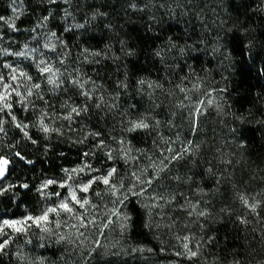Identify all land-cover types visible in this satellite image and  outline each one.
Returning a JSON list of instances; mask_svg holds the SVG:
<instances>
[{
  "label": "trees",
  "instance_id": "trees-1",
  "mask_svg": "<svg viewBox=\"0 0 264 264\" xmlns=\"http://www.w3.org/2000/svg\"><path fill=\"white\" fill-rule=\"evenodd\" d=\"M180 1L177 9L165 15L150 0H74L75 6L84 10L83 25L60 32L68 42L66 52L73 55V69L87 70L96 85L103 87L98 100L90 105L77 91L68 98L81 106L88 125L101 135V141L119 142L114 161L110 162L116 168L111 181L122 199L127 196L123 207L131 216V240L153 248L157 247V236L149 227L148 211L140 202L142 195L159 191L167 198L181 200L191 197L196 190L213 191L221 185L226 190L228 176L235 177L239 163L248 174L255 169L264 170V0L226 1L224 31L214 32L219 37L215 43L221 47L204 45L211 37L210 27L202 25L195 8L185 5L188 0ZM36 3L43 10L34 8L38 4H29L31 13L19 19L17 28H13L4 27V19L15 14L14 0H0V17L4 18L0 28L4 43L11 49L21 47L31 38L16 29H34L33 25L47 14L44 10L60 13H52L47 0ZM63 4L59 1L52 7L58 10ZM202 9L199 8L200 13ZM85 52L95 55L88 66L82 56ZM26 69L31 71L30 65ZM41 81L42 78L35 80L38 84ZM199 86L203 96L220 95L223 113L213 119L209 113L211 119L204 123V117L198 116L192 126L190 123L184 127L180 104L199 95ZM42 95L41 106L53 115L64 113L60 110L64 100L59 95L55 96L49 88L40 92V98ZM203 108L202 105L200 114ZM136 120L149 127L130 131ZM225 126L238 133L236 149L222 147L228 139ZM40 147L18 138L8 151L9 167L17 175L13 181L18 185L60 177L65 169L86 158L78 145L67 140L54 139L49 150ZM232 152L240 161L232 159L230 166H225L222 161L231 157ZM173 156L179 158L172 159ZM148 180L151 184L144 183ZM17 189L21 192L13 217L23 210L29 211L28 215L38 214L34 190L23 191L21 186ZM109 194L112 193L108 187L98 182L86 196L91 205L105 206L103 200ZM162 203L171 206L168 201ZM257 212L264 223V201ZM215 235L214 248L221 251L226 262L239 261L241 252L247 251L246 245L253 250L264 243V235L252 238L251 225L246 221L225 220ZM0 264L15 263L0 255Z\"/></svg>",
  "mask_w": 264,
  "mask_h": 264
},
{
  "label": "rangeland",
  "instance_id": "rangeland-1",
  "mask_svg": "<svg viewBox=\"0 0 264 264\" xmlns=\"http://www.w3.org/2000/svg\"><path fill=\"white\" fill-rule=\"evenodd\" d=\"M38 0H14L15 14L4 19V27L17 28L19 19L26 18L31 13L30 5L38 4L35 9L42 11L41 4L36 3ZM64 4L57 8L52 7L57 2ZM74 0H47V6L55 11V14L47 13L43 19L39 20L34 26V29H16L17 31L26 32L31 38L26 41L21 47L11 49L4 43L3 29L0 28V74L5 76V81L8 82L10 69L4 65H11L17 69V72L24 71L31 80H25L18 77L17 84L22 95H26L28 88L33 91L32 96H27L23 103H18L19 97L12 96V108L0 112V158L8 159L11 151L15 146L17 139L22 138L25 144H31L37 148L49 150L54 139L58 141L67 140L71 144L78 145L84 153H88L82 163L68 168V172H63L62 176L54 178L56 181L47 189L41 191V186L50 178H40L34 183H20L19 185L13 181L16 178L14 168L7 165L6 178L0 183V186L6 188L7 191L0 195V223L3 220L23 219L25 216H37L49 206H55L60 202L61 197L68 195L67 188L58 187L59 183H63L66 177L71 174L72 187L76 186L75 182L86 183L90 177L103 176L107 170L112 168L110 162L114 161V156L117 152L116 139L110 141H102L101 135H93L96 131L88 125L81 106L68 98L72 92L77 91L87 99L88 105L95 102L100 97L99 90L103 88L92 80L90 72L87 70L73 69L70 64L73 60V55L66 52L69 49L68 42L64 39L61 32L71 30L75 27H82L85 13L83 8L75 6ZM88 2V0H86ZM155 9L161 8L165 15L177 9L181 4L180 0H150ZM227 0H188L186 6L195 8V13H199L202 25L210 27L209 42L207 44L218 45L219 37L214 34L215 30L224 31V22L226 18V9L224 5ZM30 4V5H29ZM67 5V7H66ZM156 5L158 7H156ZM152 6V7H153ZM199 8L202 9L200 13ZM209 21H212L211 24ZM217 24V26H216ZM215 25V26H214ZM54 34V35H53ZM47 44L49 47H44ZM52 45H55L53 48ZM36 49V51H31ZM222 49V48H221ZM24 52L25 56L13 55V53ZM85 58L86 65H90L95 55L90 52H85L82 55ZM50 62L57 79V84L48 83V77L51 74L41 73L39 67H44L40 61ZM24 63V64H23ZM30 65L31 71L26 67ZM39 65V67H38ZM37 77L33 79V73ZM42 78V83L39 89L32 86L38 84L37 79ZM80 85H83L81 87ZM51 89L55 96H60L61 109L64 113L51 114L46 107L40 105L43 95L40 98L42 90ZM202 87H197L199 95L187 98L180 104L182 112V124L184 127L191 126L198 120V116L208 120L209 113L214 116H221L223 113L220 106L219 97L215 93H200ZM87 93V95H85ZM209 100L211 103H209ZM188 103V104H187ZM203 114H200V109ZM76 108L79 115L71 113V110ZM95 111V110H94ZM71 113V119H65ZM15 117V119H13ZM46 125L50 131H43L41 124ZM134 122H140L136 120ZM211 124V120H210ZM19 125V127H18ZM190 126V127H191ZM196 127V125L194 126ZM225 130L228 134V139L223 142V146L231 150L238 146V133L235 128ZM180 137V131H177ZM178 139V138H177ZM92 141L96 143L93 144ZM177 142L182 143L180 139ZM13 143V144H12ZM172 146V144L170 145ZM188 148V145L186 146ZM109 153L111 159H109ZM192 156V155H191ZM229 157V156H228ZM193 161L194 157H191ZM240 157L233 155L222 161L225 166H230L232 159L236 161ZM240 161V159L238 160ZM99 163L101 165H99ZM234 164V163H233ZM109 165V166H108ZM90 166V167H87ZM83 168V172H72L71 170ZM237 174L230 177V183L226 190L223 186L217 187L213 191L196 190L191 197L167 198L164 192L151 193L142 195L140 202L147 209V219L150 229L157 237V247L153 248L146 245L136 244L129 236L130 218L127 213V208L123 207L124 199L120 194H109L103 200L105 206L90 207L86 206L87 211L80 209L79 206H74V213L87 217L90 221L87 227H82L80 222L75 218V215L61 213L59 217H55L53 223L49 225L52 232L46 233L38 228H31L27 234L11 233L5 226V231L12 235L10 244L0 252V255L5 256L9 261L15 264H264V243H261L256 249L248 247L244 253L241 252L239 261L226 262L221 258V251L214 248V240L216 239L217 229L225 220H238L240 222H248L251 225L252 238L264 235V223L257 216L258 207L253 212L241 199H247L249 203L259 202V205L264 201V170H253L248 174L244 165H237ZM94 170H99L94 171ZM135 182H138L136 179ZM27 184L28 188H23L22 185ZM21 186L23 191L28 189L34 190L37 195V203L39 207L38 214H26L29 211H20L17 217L14 216L15 208L18 204L20 192L17 187ZM136 186V185H135ZM56 192L61 194V197L54 195ZM81 199L85 195L79 194ZM89 199V197H87ZM121 203H117V200ZM174 199V200H173ZM90 200V199H89ZM163 201H168L170 207L164 206ZM184 201V202H183ZM258 205V206H259ZM104 207V209H103ZM118 209L120 216L113 215V210ZM27 210V209H26ZM203 213V215H201ZM128 217V219H124ZM51 219V218H50ZM58 220L60 226L55 227V222ZM31 223V222H29ZM65 237L61 240L60 237ZM5 237H0L2 240ZM187 238V239H185ZM30 241V242H29ZM261 241H264L262 239ZM187 243L191 251H197L196 257H189L187 250L183 245ZM217 248V247H216ZM180 253V255H176Z\"/></svg>",
  "mask_w": 264,
  "mask_h": 264
},
{
  "label": "snow or ice",
  "instance_id": "snow-or-ice-1",
  "mask_svg": "<svg viewBox=\"0 0 264 264\" xmlns=\"http://www.w3.org/2000/svg\"><path fill=\"white\" fill-rule=\"evenodd\" d=\"M4 19L3 17H0V20ZM13 28H15V25H11ZM54 35V34H53ZM44 47H49V45L45 44ZM52 47L54 48L55 45H52ZM31 51H36V49H32ZM13 55H18V56H25L24 52H20V53H13ZM41 64H44V67H39V71L41 73H48L51 74L47 79H48V83L51 84H57V79H54L53 77L56 76V71L53 70L50 62L47 61H40ZM4 67L10 69V74L8 76V82L5 81V76L3 74H0V112H3L7 109H11L12 108V103H11V97L14 95L16 97H19L20 99L17 101L18 103H23L26 100L27 96H32L33 95V91L31 88H28L26 91V95H22L19 91H17V88L19 87V85L16 83L18 80V77H22L25 80H31V77L27 75L26 72L24 71H19L17 72V69L13 68L11 65H4ZM81 87H83V85H80ZM35 89H39L40 88V84H34L32 86ZM85 95H87V93H85ZM209 103H211V101L209 100ZM86 110V109H85ZM71 113H76L77 115H79V111L76 108H73L71 110ZM71 113H69V115L67 117H65V119H71ZM13 119H15V117H13ZM42 127H43V131L48 132L50 131V129L43 124V121H41ZM19 127V125H18ZM149 125L147 123H144L143 121L140 122H134L132 128L130 129V131H135L136 129H146L148 128ZM93 135H98L97 133H94ZM123 143V142H121ZM103 142L101 141V145L102 146ZM17 155H19V153H17ZM83 155L87 156L88 153H84ZM111 154L109 153V159H111ZM178 156H173L172 159H178ZM9 161L7 159L4 158H0V180H2L5 176V173L7 171V165H8ZM29 163H31V161H29ZM90 167V166H87ZM65 172H68V169L64 170ZM72 172H76L77 174L79 172H83L84 169L80 168L79 170L77 169H73L71 170ZM94 171H99V170H94ZM116 173V168L112 167L110 169L107 170L106 174L103 176H94V177H90L86 183H76L75 187H72V184L70 182H72V176L71 174H69L65 181L63 183H59L58 187L60 188H67L68 189V195L66 197H61V194L59 192H56L54 195H56L57 197H61L60 202L58 204H56L55 206H49L47 209H45L42 214L37 215V216H25L23 219H14V220H3L2 223H0V237H5L2 240H0V252H2L12 241V235L9 234V232L5 231V226L7 227V229H9V231L11 233H16V234H27L29 232V230L33 227L40 229L43 232L46 233H50L52 232V228L49 227L50 224L53 223V220L50 219V216H52L54 214L55 217H59L61 215V213H65L68 215H75V218L80 222L82 227H87V224L90 222L87 220L86 216L83 215H78L76 213H74V206H79L80 209H84L85 211H87L86 206H91V207H95L94 205L90 204V200L87 198V196L85 195L83 199H81L80 197V193L83 194H87L89 193V191L92 189V185L96 184V183H102L105 186L108 187L109 191L113 194L116 195L118 192L117 186L116 184L112 183L111 178L115 175ZM137 180H139V177H137ZM54 183H57L56 181L52 180V179H48L42 186H41V191L43 189H47L49 186L53 185ZM144 183L147 184H151V181H145ZM23 188H28L27 184L22 185ZM7 189L3 188L2 186H0V195H2L4 192H6ZM144 191L143 187H141V193ZM141 193H137V194H141ZM95 195H99V193H95ZM123 199H127V196L124 195ZM241 199L243 200V202L245 203V205H247V207H249L253 212L256 211L259 202H255V203H249L247 199H244L243 197H241ZM121 200H117V203H121ZM113 215L116 216H120V211L118 209L113 210ZM201 215H203V213H201ZM124 219H128V217H124ZM31 222V223H29ZM60 223L57 220L55 222V227H59ZM61 240H64L65 237L61 236L60 237ZM187 239V238H185ZM30 242V241H29ZM184 249L187 250V254L189 255V257H196L198 255L197 251H191V249H189V246L187 243H185L183 245ZM176 255H180V253H177Z\"/></svg>",
  "mask_w": 264,
  "mask_h": 264
},
{
  "label": "water",
  "instance_id": "water-1",
  "mask_svg": "<svg viewBox=\"0 0 264 264\" xmlns=\"http://www.w3.org/2000/svg\"><path fill=\"white\" fill-rule=\"evenodd\" d=\"M6 173H5V176H4V178L2 179V180H0V183L2 182V181H4L5 180V178H6Z\"/></svg>",
  "mask_w": 264,
  "mask_h": 264
}]
</instances>
